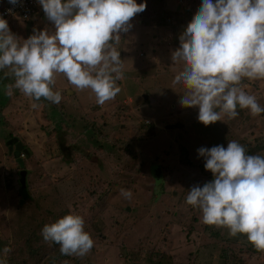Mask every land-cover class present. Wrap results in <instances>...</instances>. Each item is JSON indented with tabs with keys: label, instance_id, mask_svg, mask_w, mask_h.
<instances>
[{
	"label": "rangeland",
	"instance_id": "obj_1",
	"mask_svg": "<svg viewBox=\"0 0 264 264\" xmlns=\"http://www.w3.org/2000/svg\"><path fill=\"white\" fill-rule=\"evenodd\" d=\"M143 3L146 10L116 46L125 78L117 82L121 92L114 100L98 105L91 90H78L57 74L53 91L62 94L59 104L40 101L32 109L33 101L16 90L13 107L3 111L1 119L11 127L0 125V258L11 248L9 264H34L17 258L25 228L38 222L43 228L65 212L85 218L94 247L83 258L40 264H264L263 252L256 253L240 235L229 237L227 229L203 224L199 210L185 203L193 185L212 179L197 150L226 147L231 140L264 143V113L238 109L235 119L199 123L198 109L179 104L185 89L172 81L183 65L173 64L171 54L202 0ZM16 24L11 20L8 26L22 39L34 29L52 31L43 19L35 18L30 31L19 32ZM7 71H0L1 99L7 97L5 85L14 82ZM243 84L264 106V79ZM9 136L28 150L21 158L24 188L6 146ZM121 189L131 190L132 198L121 196Z\"/></svg>",
	"mask_w": 264,
	"mask_h": 264
},
{
	"label": "clouds",
	"instance_id": "obj_2",
	"mask_svg": "<svg viewBox=\"0 0 264 264\" xmlns=\"http://www.w3.org/2000/svg\"><path fill=\"white\" fill-rule=\"evenodd\" d=\"M36 2L42 10L37 17L43 12L51 32L34 29L22 39L0 17V71L7 69L5 76L14 81L5 85V94L12 96L18 90L33 101L32 109L40 107L42 99L59 104L62 94L53 87L61 74L78 90H91L98 105L114 100L121 92L117 82L125 78L116 46L121 34L132 29L133 18L146 10V3ZM8 3L17 7L21 0ZM178 40L171 60L183 67L172 83L185 89L179 104L198 109L199 123L208 126L235 119L238 109H247L252 116L264 113V106L243 84L245 79H264V0H202ZM197 153L212 179L193 185L185 203L199 210L203 224L227 229L229 237L243 235L256 251L264 252V155L246 154L236 140L226 147H201ZM120 195L132 198L128 189H121ZM84 224L81 216L68 214L45 224L41 235L44 242L58 245L62 256L83 258L94 247ZM11 251L3 249L0 264H7Z\"/></svg>",
	"mask_w": 264,
	"mask_h": 264
},
{
	"label": "trees",
	"instance_id": "obj_3",
	"mask_svg": "<svg viewBox=\"0 0 264 264\" xmlns=\"http://www.w3.org/2000/svg\"><path fill=\"white\" fill-rule=\"evenodd\" d=\"M143 2H145V0H142V3ZM1 7H3V4H2V1L0 0V8ZM42 15L44 16L43 12H42ZM35 18L38 19L37 18V15L33 13L25 21L24 20H21V19L14 20L17 23L16 24L17 31H19V32L26 31V27H27V24L28 23H30L29 29H31L32 26H33V23H34V19ZM39 19H41V17H39ZM44 20H46V19H44ZM9 24H10V22H8V25ZM2 96L5 97L4 94H2ZM6 96L7 97H5L4 99H1L0 98V123H1L0 125L3 126L5 129H9L11 127V126H9V122L7 120L2 121L1 116L3 115V111L5 109H9V108H12L13 107L12 104H11V102L14 103L15 101L12 100L11 96H8V95H6ZM41 102L44 103L45 101L42 99ZM258 103L261 106H263V104L261 103L260 99H259ZM51 105H54V104H51ZM239 110H241V109H239ZM51 112L54 113L55 111H52V109H51ZM262 114H260V115H262ZM59 123H62V122L60 121ZM59 127L60 126L58 125L57 129H59ZM8 139H11V136H9ZM241 144L245 147L246 154H261V152L264 151V143L263 142L261 144H259V145L258 144L252 145L250 143H246V142L242 141ZM24 166H25V163H24ZM25 172L27 174V171L26 170H25ZM25 178H26V175H25ZM24 187H22V188H24ZM105 206L106 205L100 206L99 207V210H98L97 214L94 216V218H91L90 217L87 220V224H86L87 228L89 226V221L90 222H93V221L97 222V220L99 219V215L105 210ZM68 214H71V213L70 212L69 213L68 212H65L63 215H61V216L58 215L55 218L57 220V219L62 218L63 216L68 215ZM22 216H23V210H21V216H20V219L19 220L22 219ZM2 218H3V216H2ZM33 222L35 223L36 221L33 220ZM24 224H26V221H24L21 225H24ZM84 227H85V225H84ZM40 228H42V227H41V225H40L39 222H38V225L37 226L35 225L34 228H30V226L25 228L26 229V232H27V236L24 239V244L22 245L21 248H19V251H18V254L19 255H17V258L18 257H26V259H28V260H33L34 264H40V263L44 262L46 259L49 260V261H52V260H54V259H56L58 257H61V258H64V259L65 258H69V259L73 260V256H62L60 254V252H59V246L58 245L44 242L43 241V238H42V235H41V229ZM38 230H40L39 233H37ZM85 231H86V229H85ZM100 232H101V230H100ZM11 234L14 235V232H12ZM7 235H8V238H11V235H9V234H7ZM240 237L242 238V240H246V237L245 236L240 235ZM17 241H18V239H17ZM246 241H244V242H246ZM253 250H255V248ZM255 252L257 253L258 251L255 250ZM226 257L227 256H225L224 258L226 259ZM221 258L223 259V256H221ZM7 260H8L7 264L11 263V261L8 258H7ZM223 262H224V264H226L225 261H223Z\"/></svg>",
	"mask_w": 264,
	"mask_h": 264
},
{
	"label": "built area",
	"instance_id": "obj_4",
	"mask_svg": "<svg viewBox=\"0 0 264 264\" xmlns=\"http://www.w3.org/2000/svg\"><path fill=\"white\" fill-rule=\"evenodd\" d=\"M3 7L0 8V17L4 18L6 21L11 20H27L31 14H39L42 10L37 4L36 0H21V5L13 7L8 3V0H1ZM8 9H12L8 12Z\"/></svg>",
	"mask_w": 264,
	"mask_h": 264
},
{
	"label": "water",
	"instance_id": "obj_5",
	"mask_svg": "<svg viewBox=\"0 0 264 264\" xmlns=\"http://www.w3.org/2000/svg\"><path fill=\"white\" fill-rule=\"evenodd\" d=\"M29 27H30V23L27 24V31H29ZM8 152L12 153L13 151V157L16 161V163L18 164V167L21 169L19 171V182L21 184L22 187L25 186V175L26 172L25 170H23L22 168L24 167V163L22 161V159L20 158V153L22 152V154H28V150L25 149L22 145V143L20 142H16V141H12L10 143H8Z\"/></svg>",
	"mask_w": 264,
	"mask_h": 264
},
{
	"label": "flooded vegetation",
	"instance_id": "obj_6",
	"mask_svg": "<svg viewBox=\"0 0 264 264\" xmlns=\"http://www.w3.org/2000/svg\"><path fill=\"white\" fill-rule=\"evenodd\" d=\"M12 141H16L15 139H11V141L10 140H7V142H6V146H7V148L9 147L8 146V143H10V142H12ZM16 142H18V141H16ZM12 153H13V151H12Z\"/></svg>",
	"mask_w": 264,
	"mask_h": 264
},
{
	"label": "crops",
	"instance_id": "obj_7",
	"mask_svg": "<svg viewBox=\"0 0 264 264\" xmlns=\"http://www.w3.org/2000/svg\"><path fill=\"white\" fill-rule=\"evenodd\" d=\"M39 17H41V19H45V17L43 16V15H41V16H38L37 18L39 19ZM26 31H27V28H26ZM29 31H30V29H29Z\"/></svg>",
	"mask_w": 264,
	"mask_h": 264
}]
</instances>
